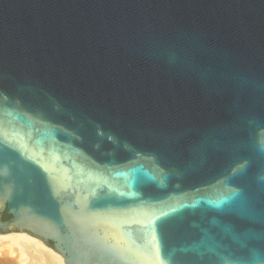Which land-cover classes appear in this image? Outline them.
I'll use <instances>...</instances> for the list:
<instances>
[{
  "label": "water",
  "instance_id": "obj_1",
  "mask_svg": "<svg viewBox=\"0 0 264 264\" xmlns=\"http://www.w3.org/2000/svg\"><path fill=\"white\" fill-rule=\"evenodd\" d=\"M19 231L66 264H264V0H0Z\"/></svg>",
  "mask_w": 264,
  "mask_h": 264
},
{
  "label": "bare ground",
  "instance_id": "obj_2",
  "mask_svg": "<svg viewBox=\"0 0 264 264\" xmlns=\"http://www.w3.org/2000/svg\"><path fill=\"white\" fill-rule=\"evenodd\" d=\"M0 255L13 258L2 259L0 264H66L62 254L48 246L40 238L28 232L0 233Z\"/></svg>",
  "mask_w": 264,
  "mask_h": 264
},
{
  "label": "snow or ice",
  "instance_id": "obj_3",
  "mask_svg": "<svg viewBox=\"0 0 264 264\" xmlns=\"http://www.w3.org/2000/svg\"><path fill=\"white\" fill-rule=\"evenodd\" d=\"M218 204L219 203H223V201L221 200V201H219V202H217ZM191 205H181L180 207H190ZM179 209L178 208H172L171 210H170V212H167V213H164L163 215L164 216H169V215H171V214H173V213H175V212H177Z\"/></svg>",
  "mask_w": 264,
  "mask_h": 264
},
{
  "label": "rangeland",
  "instance_id": "obj_4",
  "mask_svg": "<svg viewBox=\"0 0 264 264\" xmlns=\"http://www.w3.org/2000/svg\"><path fill=\"white\" fill-rule=\"evenodd\" d=\"M0 258H2V259H9V258H13V256H10V255H5V256H3V255H0ZM14 264H21L20 262H18V261H16Z\"/></svg>",
  "mask_w": 264,
  "mask_h": 264
},
{
  "label": "flooded vegetation",
  "instance_id": "obj_5",
  "mask_svg": "<svg viewBox=\"0 0 264 264\" xmlns=\"http://www.w3.org/2000/svg\"><path fill=\"white\" fill-rule=\"evenodd\" d=\"M11 218V216H9V215H7L6 213H4V215H3V219H10Z\"/></svg>",
  "mask_w": 264,
  "mask_h": 264
}]
</instances>
